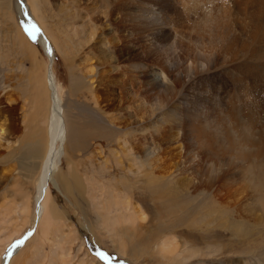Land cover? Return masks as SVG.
Returning <instances> with one entry per match:
<instances>
[{
    "label": "rangeland",
    "instance_id": "obj_1",
    "mask_svg": "<svg viewBox=\"0 0 264 264\" xmlns=\"http://www.w3.org/2000/svg\"><path fill=\"white\" fill-rule=\"evenodd\" d=\"M22 1L53 45V77L68 123L59 188L51 184L41 221L35 199L49 143L50 61L19 16ZM97 6L95 0H0V264L31 230L9 264H264L262 210L256 208L252 224L241 219L242 207L224 208L220 194L178 184L177 194L158 203L164 197L155 193L174 181H151L159 172L149 168L148 152L134 147L140 135L133 120L147 103L139 83L132 88L130 72L138 70L114 55L120 33ZM90 8L105 22L84 39L78 27L94 25ZM152 147L146 140L145 149ZM166 151L162 163L178 160L176 150ZM138 160L143 172L134 177L127 171Z\"/></svg>",
    "mask_w": 264,
    "mask_h": 264
},
{
    "label": "bare ground",
    "instance_id": "obj_2",
    "mask_svg": "<svg viewBox=\"0 0 264 264\" xmlns=\"http://www.w3.org/2000/svg\"><path fill=\"white\" fill-rule=\"evenodd\" d=\"M96 2L107 25L120 33L118 42L122 44L118 43L114 54L118 63L138 70V74L130 72L132 88L138 82L147 103L141 114L135 112L133 123L140 140L134 147L148 152L149 168L159 172L157 177H149L151 181H174L167 192L155 193L157 198L164 197L158 203L163 205L168 195L175 194L174 185L178 184L204 195L212 193L214 198L220 194L218 201L224 208L242 207V220L252 222L256 208L264 214V0ZM17 10L35 31L50 61L49 143L35 199L37 221H41L45 201L52 200L51 184L59 188L56 176L68 134L66 103L53 77L51 41L28 4L22 1ZM91 14L95 18L92 27L80 30L77 26L84 39L92 38L105 22H99L101 17L94 8ZM81 22L87 24L85 19ZM158 92L166 98L157 96ZM148 139L153 147L145 149ZM167 148L177 151L178 160L161 162ZM143 167L138 160L136 168L127 172L139 177ZM139 212L145 215L141 208ZM15 245L2 264L7 256L9 264L22 246Z\"/></svg>",
    "mask_w": 264,
    "mask_h": 264
},
{
    "label": "water",
    "instance_id": "obj_3",
    "mask_svg": "<svg viewBox=\"0 0 264 264\" xmlns=\"http://www.w3.org/2000/svg\"><path fill=\"white\" fill-rule=\"evenodd\" d=\"M50 48H51V46H50ZM52 49V48H51ZM31 232H33V230H31ZM28 236V235H27ZM26 236V237H27ZM26 237H23V238H20L19 240H17L16 242H19V241H21L20 243L22 244L23 242H24V240H25V238ZM12 249V248H11ZM11 253V252H10ZM9 259V257L7 256V260Z\"/></svg>",
    "mask_w": 264,
    "mask_h": 264
},
{
    "label": "snow or ice",
    "instance_id": "obj_4",
    "mask_svg": "<svg viewBox=\"0 0 264 264\" xmlns=\"http://www.w3.org/2000/svg\"><path fill=\"white\" fill-rule=\"evenodd\" d=\"M21 243H17L15 246L19 247ZM101 258L107 259V255L105 253H100Z\"/></svg>",
    "mask_w": 264,
    "mask_h": 264
}]
</instances>
